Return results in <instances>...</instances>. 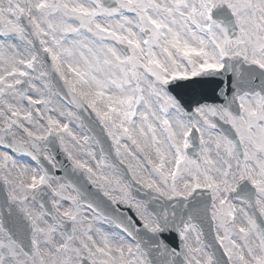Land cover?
Instances as JSON below:
<instances>
[{
  "label": "snow or ice",
  "instance_id": "6c2138e0",
  "mask_svg": "<svg viewBox=\"0 0 264 264\" xmlns=\"http://www.w3.org/2000/svg\"><path fill=\"white\" fill-rule=\"evenodd\" d=\"M0 264H264V0H0Z\"/></svg>",
  "mask_w": 264,
  "mask_h": 264
}]
</instances>
